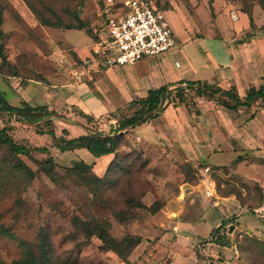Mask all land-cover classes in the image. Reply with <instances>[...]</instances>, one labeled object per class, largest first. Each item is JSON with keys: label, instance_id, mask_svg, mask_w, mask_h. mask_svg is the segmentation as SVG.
Listing matches in <instances>:
<instances>
[{"label": "rangeland", "instance_id": "1", "mask_svg": "<svg viewBox=\"0 0 264 264\" xmlns=\"http://www.w3.org/2000/svg\"><path fill=\"white\" fill-rule=\"evenodd\" d=\"M31 1L46 17L52 11L60 20L74 22L72 13L78 12L80 18L88 25V31L64 30L59 27L42 25L24 0H0L5 6L2 30L7 34L4 41L7 59L17 64L27 75L29 72L33 74L57 72L62 69L58 64L59 57L62 54H72L71 45L67 44L79 45L85 42L87 36H90L98 27L101 20L99 12L104 0ZM156 1L163 7L162 10L169 20L176 44L167 52L156 56H145L140 60L145 59L144 62L149 64L159 63L171 74H179L183 71L186 57H188L192 63L193 72H188L186 75L208 77L209 71L202 68V44L195 36L205 33L203 25L214 22L213 8L211 12L209 11L212 0ZM241 6L238 0H221L216 8L223 7L219 13L222 22H226L231 12L238 13V10H242ZM174 14L181 19L179 20ZM257 14L263 15L256 5L254 6V20L259 19ZM250 30H252L250 27L239 30L236 40L252 35L253 32L248 33V31L251 32ZM57 50H61L60 53ZM93 62L94 60L87 57L84 65L87 66L90 63L92 65ZM7 92V98L10 99L11 92L9 90ZM210 104L214 111L213 114L208 113L207 116L204 114L201 118L200 113L197 115L185 111L186 119L178 135L188 144L185 148L162 141L151 142L140 135H135L138 132L137 129L126 134L127 143L123 142V145L119 146L117 156L124 161L130 158V173H119L116 169L114 177H119L122 187L145 206L158 202L161 208L155 213H150L146 207H134L131 209L129 219L122 222L117 221L111 213L112 208L117 207L121 201L122 197H117L119 190L111 191L104 188L98 195H93L91 186L81 184L76 176L65 171V168L71 166L77 159L86 158L84 153L59 151L50 145L46 134H36L25 123L11 119L10 122L16 125L14 134L17 139L25 138L31 145L50 147L51 156L56 163L57 181L52 180L43 171H39L38 176L30 182L27 189L21 191L20 181L16 176L0 173V225L9 228L18 238L32 244L37 242L38 229L42 227L48 236L53 264H181L179 260H182L183 264H264V239H254L247 234L240 236V233L230 235L226 226L228 219H224V225L218 233L228 238L229 243L226 247H230L232 254L217 243L214 239L216 233H210L207 238H197L196 243H191L189 254L185 257L183 247H171L176 243L179 245L184 243L183 239L176 236V231L180 234L185 232H179V227L175 229L177 223L160 227V232L154 231L157 225H155L153 216L161 212L168 200L178 195L179 187L184 182H191L189 184L195 186L208 177L214 181L216 194L235 195L242 205L247 206L251 214H255L253 208L257 204L264 203L262 195L264 188L257 181V178H261V172L257 175L258 170L256 169V164H264V160L256 158L254 151L244 152L239 161L233 159L211 162L199 156L198 148H201V144L213 143L214 139L223 142V137L233 133V128L221 111L222 106L213 101ZM197 106L199 108L198 102ZM56 112L62 116L54 118L55 130L58 134L65 127L71 130L70 135L72 136L81 132L80 127L73 128L71 125L73 123L81 125L84 122V119L77 114V110L69 107ZM128 114L130 113L123 110L118 111V114H113L112 117L122 118ZM112 117L104 116L96 119L94 123L89 124L91 130L109 132L111 127L116 126L115 120L110 122ZM0 125H2L1 120ZM186 131L189 133L186 134ZM189 134L193 137L194 143L191 137L187 140L185 135ZM2 155L0 150V160ZM20 158L36 170L40 162L45 159V154L33 152L30 156L21 155ZM91 161L93 172L103 175L107 159L98 157ZM207 198L210 203H213L212 198ZM16 199L20 200V204H17L19 201ZM188 206H191L190 203ZM225 209L227 210V206ZM211 212L219 220L225 215L221 206L209 209L206 212L208 217L203 216L206 220L196 225L195 232L203 233L207 229L211 230L212 222L209 220L212 219L209 215ZM260 214L262 216L259 219L264 221V211ZM162 215L169 219L167 214L162 212ZM74 216L86 220L107 219L110 222V231L113 236L120 238L125 233H132L139 235L141 242L131 252L128 261H122L111 250L100 248V241L96 237L85 239L78 233L72 223ZM179 216L180 220L183 219L182 213ZM165 232L174 234L158 246L157 241L160 234ZM208 242L213 244L207 245ZM203 248H206V251ZM174 251H179L180 257ZM216 255L219 257L216 258ZM20 256L21 249L17 242L0 234V261L10 263Z\"/></svg>", "mask_w": 264, "mask_h": 264}, {"label": "crops", "instance_id": "2", "mask_svg": "<svg viewBox=\"0 0 264 264\" xmlns=\"http://www.w3.org/2000/svg\"><path fill=\"white\" fill-rule=\"evenodd\" d=\"M220 1H211L209 11L211 12L213 8L214 22L206 26L203 25L205 33L195 36V38L200 39L202 44V68L209 71L208 77H189L186 75L188 72H193L192 63L188 57H186L183 71L179 74H171L159 63L149 64L144 62L145 59L123 66H105L98 61L85 66L84 61L87 57H90V60L93 58L92 37L87 36V40L79 45L67 44L71 45L72 54H62L59 57L58 64L61 65V70L41 73L46 82L43 83L34 79L21 82L19 77L0 78V91L4 93L6 98L7 91L11 92V98H7L11 104L17 105L21 101H25L31 105H46L49 110L55 111L73 107L75 110L89 114L95 119L118 114V111L124 108L129 101L144 96L148 89L175 83L179 80H206L223 88L234 85L239 95L243 96L247 87L251 85L257 87L264 83V30H258L250 36L239 37L241 40H236L237 32L249 27L247 14L242 10H238V13L231 12L227 16V21L222 22L219 12L223 7L216 8ZM205 13L208 16L207 12ZM257 16H259V19L255 18L257 25L264 24V16L258 14ZM178 19L181 18L178 17ZM100 22L98 27L94 29L95 32H97ZM57 51L60 53L61 50ZM60 59H63L64 63H60ZM70 68L82 71V79L75 80L70 73ZM196 101L199 104L200 118L204 114L205 116L208 113L213 114L211 101L206 100L205 97H198ZM221 108L229 125L233 128V133L223 137V142L214 139L213 143L201 144V148H198L199 156L211 162H222L233 160L237 156L243 155L244 152L252 150L256 158L264 160V107L252 106L251 110L239 109L238 111ZM185 119L186 113L183 107L168 105L160 116L137 125L133 129L138 131L135 135H140L151 142L162 141L179 148H185L188 144L183 141L181 136L178 137ZM113 120H115L114 117L110 122ZM78 124H71L73 128L80 127L82 129L76 135L85 132V122H82L81 125L83 126ZM65 128L69 132L68 136L72 137L70 135L71 130ZM188 133L186 131V134ZM185 136L187 140L191 137L190 134ZM191 141L194 143L193 139ZM210 145L212 146L210 147ZM81 152L86 155V158L83 159L88 162H92L91 159L95 158L85 149H77L73 153ZM100 157L106 158L108 164L113 155L105 154ZM256 165L257 175L258 172H261V178H257V181L264 188V164L257 163ZM262 195L264 198V190H262ZM207 197L212 198L213 203H210ZM188 203L191 206L187 207ZM219 206L225 212L223 218L219 220L211 212L209 215L212 216V219L209 220L214 224L213 226L211 223V230L207 229L203 233L195 232L196 225L206 220L203 216L208 217L206 212ZM225 206H227V210ZM174 207L176 208L174 209ZM253 210L255 214H251L247 206L242 205L233 194L218 195L214 190L212 196H206L202 182L195 186L184 182L179 187L178 195L168 200L161 212L153 216L155 225H157L154 231L160 232V227L177 223L175 229L179 227V232H185L180 234L176 231V236L183 239L184 243L183 245L172 243L171 247H183L184 256L189 254L191 243H196L197 238H207L212 229L219 227L221 220L224 219H228L226 226L230 235L240 233V236L247 234L254 239H264L262 238L264 237V221L259 219L262 216L260 213L264 211V203L257 204ZM162 212L167 214L169 219L163 216ZM181 213L183 219L180 220L179 215ZM172 234L174 233H161L157 245L159 246ZM211 244L213 243H207V245ZM222 248L232 254L230 247L224 246ZM203 250L206 251V248ZM174 252L180 257L179 251ZM215 257L218 258L219 255ZM179 263L183 264L182 260H179Z\"/></svg>", "mask_w": 264, "mask_h": 264}, {"label": "trees", "instance_id": "3", "mask_svg": "<svg viewBox=\"0 0 264 264\" xmlns=\"http://www.w3.org/2000/svg\"><path fill=\"white\" fill-rule=\"evenodd\" d=\"M154 1L158 8L163 9L156 0ZM238 1L242 5V11L247 14L249 27L252 29L248 33L264 30V24L258 26L254 20V6L256 5L261 9L264 16V0ZM24 2L42 25L59 27L64 30L83 29L88 31V25L80 18L78 12L72 13L74 22H65L60 20L51 10L48 17L44 16L31 0H24ZM101 6L103 7V4ZM4 10L5 6L0 2V78L19 77L21 82L29 79L46 82L40 73L33 74L29 72L27 75L17 64H13L7 59L4 45L7 34L2 30ZM90 36L93 42L99 38L95 31ZM198 97H205L207 100L233 111L250 109L252 106L261 108L264 107V83L257 87L253 85L247 87L243 96L239 95L234 85L223 88L206 80H179L175 83L164 84L150 88L144 96L129 101L120 111L125 110L130 114L122 118L114 117L116 126L111 127L107 133L91 130L90 125L96 119L82 111H77V114L84 119L85 132L72 137L68 136L69 132L66 128H62L59 134L56 132L54 118L62 116L55 110H49L46 105H31L25 101H21L17 105L11 104L4 93L0 91V120L2 122V125H0V150L3 153L0 160V173L16 176L20 181L21 191L27 189L30 182L38 176L39 171H43L52 180L57 181L56 163L51 156L50 147L31 145L25 138L17 139L14 134L16 125L12 121L10 122L13 119L16 122L25 123L36 134H46L50 140V145L59 151L74 152L77 149H85L95 158L112 154L113 157L107 164L103 175H97L93 172V162H88L83 158L74 161L71 166L65 168V171L76 176L81 184L91 186L93 195H98L104 188L111 191L119 190L117 197H122L121 201L117 207H113L111 210L117 221L128 220L131 209L134 207H146L150 213H155L161 208L158 202L145 206L140 200L135 199L127 189L125 190L122 187L119 177H114L117 170L119 173L128 174L131 168L130 158V161L119 159L117 149L123 145V142H126V134L131 133L135 126L160 116L168 105L180 106L186 112L198 115L200 113L196 101ZM251 117H253V114H251ZM33 152L45 154V159L40 162L36 170H33L20 158L21 155L30 156ZM241 159L242 155L237 156L235 161ZM189 181H192V179H189ZM17 201H19L17 204H20V200ZM72 223L76 231L85 239L96 237L100 241V248L111 250L125 262L128 261L131 252L141 242L140 236L132 233H125L120 238L113 236L110 231V222L107 219L91 218L86 220L74 216ZM223 225L224 220H221L220 226L213 228L211 234L216 233L214 239L219 245L227 246L229 243L228 238H225L224 234L218 233ZM0 234L15 240L21 249V256L18 259L10 263L0 261V264H53L48 236L42 227L38 229L35 244L18 238L14 232L2 225H0Z\"/></svg>", "mask_w": 264, "mask_h": 264}, {"label": "built area", "instance_id": "4", "mask_svg": "<svg viewBox=\"0 0 264 264\" xmlns=\"http://www.w3.org/2000/svg\"><path fill=\"white\" fill-rule=\"evenodd\" d=\"M99 15V38L91 46L92 60L105 66L133 64L175 46L169 20L154 0H104ZM70 73L75 80L81 79L82 71L70 68ZM201 182L205 195L212 196L214 181L207 177Z\"/></svg>", "mask_w": 264, "mask_h": 264}]
</instances>
